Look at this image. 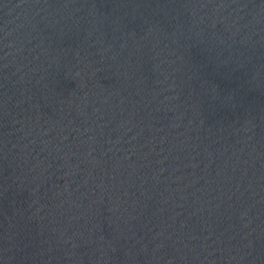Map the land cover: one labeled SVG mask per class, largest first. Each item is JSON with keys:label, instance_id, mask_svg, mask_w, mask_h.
Masks as SVG:
<instances>
[{"label": "water", "instance_id": "obj_1", "mask_svg": "<svg viewBox=\"0 0 264 264\" xmlns=\"http://www.w3.org/2000/svg\"><path fill=\"white\" fill-rule=\"evenodd\" d=\"M0 264H264V0H0Z\"/></svg>", "mask_w": 264, "mask_h": 264}]
</instances>
